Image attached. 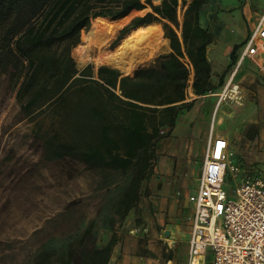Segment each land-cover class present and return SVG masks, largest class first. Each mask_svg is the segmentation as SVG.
Instances as JSON below:
<instances>
[{"label": "trees", "instance_id": "16d2710c", "mask_svg": "<svg viewBox=\"0 0 264 264\" xmlns=\"http://www.w3.org/2000/svg\"><path fill=\"white\" fill-rule=\"evenodd\" d=\"M148 7L124 26L133 11ZM212 11L209 0H0V72L14 82L26 115L53 113L48 114L53 120L47 126L37 122L36 135L46 158L70 157L91 170L131 169L116 213L122 219L138 205L157 143L167 134L164 129H172L191 105L187 90L192 71L196 96H207L216 88L208 57L212 22H204L205 12ZM92 22V31L121 23L96 40L99 60L122 51L132 40L162 37V29L171 51L156 65L139 67L129 75L110 65H101L96 72L92 64L80 70L72 51ZM118 29L111 43L114 49L103 51ZM237 49L231 52L232 65ZM104 228L110 238L99 236L81 255L82 264H110L117 240L113 228Z\"/></svg>", "mask_w": 264, "mask_h": 264}, {"label": "rangeland", "instance_id": "374dc122", "mask_svg": "<svg viewBox=\"0 0 264 264\" xmlns=\"http://www.w3.org/2000/svg\"><path fill=\"white\" fill-rule=\"evenodd\" d=\"M209 5L213 11L216 8L220 11L222 3L209 0ZM149 10L148 7L133 11L124 26ZM183 13L180 5V20ZM216 21L214 16L211 52L216 59L212 79L216 88L204 97L195 96L190 88L187 90L191 105L178 115L172 129H164L167 134L157 143L155 163L141 185L138 205L123 219L116 213L119 199L132 178L131 169L91 170L70 157L47 159L36 129L38 121L45 126L50 124L53 119L48 114L53 113L26 115L16 97L14 82L0 72V264H82L81 255L94 247L101 229L108 225L117 240L110 264H119L125 241L123 234L143 227L146 217L156 222L164 250L159 251L160 257L152 254L142 239L138 253L156 255L161 258L160 264H167L173 254L170 240H174L178 228L185 231L190 227L193 208L188 197L198 183L212 126L216 134L224 135L231 142L230 165L239 168L235 177L228 170L232 186L247 176L264 174V73L252 63L237 71L231 64L224 71L229 59L224 56L225 50L217 51L220 33ZM93 22L89 30L82 32L77 46L94 49L93 58L81 59L77 47L72 55L80 70L92 64L96 72L99 66L109 65L107 58L96 57V40L121 23L92 31ZM156 25L162 29L161 24ZM120 29L103 51L114 49L111 43ZM148 39L160 41L162 50L150 60L122 70L133 72L139 67L154 66L159 57L171 51L163 29L162 37L155 35ZM221 41L226 48L230 40ZM137 42L132 40L124 49ZM222 76L224 83L220 84ZM227 87V95L221 99Z\"/></svg>", "mask_w": 264, "mask_h": 264}, {"label": "built area", "instance_id": "2783aa9c", "mask_svg": "<svg viewBox=\"0 0 264 264\" xmlns=\"http://www.w3.org/2000/svg\"><path fill=\"white\" fill-rule=\"evenodd\" d=\"M248 62L264 73V11L236 71ZM230 145L212 126L197 187L188 197L193 208L188 264H206L209 253L211 264H264V174L247 176L232 186L228 170L235 177L239 168L230 165Z\"/></svg>", "mask_w": 264, "mask_h": 264}, {"label": "crops", "instance_id": "0c3cea01", "mask_svg": "<svg viewBox=\"0 0 264 264\" xmlns=\"http://www.w3.org/2000/svg\"><path fill=\"white\" fill-rule=\"evenodd\" d=\"M221 3L222 5L219 7L220 11H218L217 10L218 8H216L215 11L205 12L206 16L204 22L208 20L209 22L210 21L212 22L214 16L215 18L218 19V21H216L218 24L215 26L217 27V30L220 33V40L218 41V43H216V47H218L217 51L225 50L224 56H226V58L229 59V62H227V66L224 70L226 71V69L232 64V60L230 58L231 52L236 46L239 49V46L243 45L240 51L239 52L237 51V54L239 55L236 63L233 65L235 67L237 66L238 60L246 44V41L252 29L254 28L255 24L257 23L259 17L264 11V6L262 4V0H243V2L242 0H221ZM225 14L227 15L223 16ZM180 22H182V20H180ZM211 26L213 29V23ZM222 39L230 40L229 45H227L226 48H223L224 46H223V41H221ZM211 47L212 45L210 44L208 48V57L212 65V79H213L214 71H215L214 62L216 61V59L213 57L215 56V53L212 55ZM133 72L131 71L127 72L128 74L124 72L123 73L125 75H129L132 74ZM192 83H193V71L190 76L189 86H188V89L190 88L191 92L193 93ZM142 225L143 227L132 228L129 232L123 234L125 236V241H124V245L122 246V259H121L122 261H120L119 264H160L161 258H159L160 254L158 253L159 251L164 250V247L162 245L164 242L161 241L159 231L156 229L155 226L156 222L150 220L149 217L148 218L146 217L145 222H143ZM188 228L185 229V231H180L179 230L180 228H178L174 240H170L171 241L170 246L171 249H173L172 251L173 254L169 258L167 264H188L190 227ZM184 233L187 235H184ZM110 235L111 234H109L105 228H102L99 235L100 237L99 236L98 237L99 239L106 238V240H108L110 238ZM142 235H146L148 238L147 237L144 238ZM141 240L143 241V244L147 245L146 247L149 249L151 253L153 252L159 255V257L158 256L156 257L155 254H154L155 257L150 255H145V256L140 255L138 253V248L140 247L139 245L140 243L142 245ZM208 257L210 258L209 259L207 258L206 264H211L212 256L210 253L208 254Z\"/></svg>", "mask_w": 264, "mask_h": 264}, {"label": "bare ground", "instance_id": "6f19581e", "mask_svg": "<svg viewBox=\"0 0 264 264\" xmlns=\"http://www.w3.org/2000/svg\"><path fill=\"white\" fill-rule=\"evenodd\" d=\"M81 59L93 58L94 49L79 46L76 48ZM162 50V43L155 39L139 40L136 44L107 57L109 65L118 66L123 69H132L136 65L150 60L155 54ZM78 54V55H79ZM86 62V61H85Z\"/></svg>", "mask_w": 264, "mask_h": 264}]
</instances>
